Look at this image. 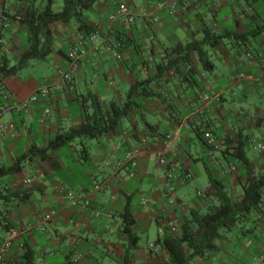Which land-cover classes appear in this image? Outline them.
<instances>
[{
    "label": "crops",
    "instance_id": "crops-1",
    "mask_svg": "<svg viewBox=\"0 0 264 264\" xmlns=\"http://www.w3.org/2000/svg\"><path fill=\"white\" fill-rule=\"evenodd\" d=\"M47 1L0 0V19L8 23L0 28V62L7 58L11 66L19 64L29 50L22 19ZM65 1L53 0L54 11L56 5V12L61 11ZM121 3L136 20L110 26L109 16ZM84 21L101 35L100 49L75 22L51 24L49 56L30 60L0 86V124L17 133L0 134V171L27 157L20 173L0 177V248L11 239L5 264H27L29 257L34 264H125L127 252L129 264H166L169 255L157 240L179 236L192 211L202 213L213 204L210 173L239 200L249 170L264 172V153L252 144L264 131V0H180L164 7L160 0H100L85 12ZM204 29L228 35L214 48L204 46L214 65L211 71L204 69L197 52H174L179 45L201 41ZM75 45L85 54L72 87L53 88L48 98L21 111H1L56 85ZM249 53L251 64L245 57ZM240 73L247 77L240 80ZM142 81L147 84L131 98L137 106L114 130L48 149L59 132L81 126L113 102L124 103L130 88ZM47 108L51 116L41 123ZM206 131L223 143L217 154L220 166L210 159ZM169 135L174 139L168 146ZM241 139L251 149L248 166L232 154ZM82 145L88 148V160L82 158ZM128 151L137 153L135 167L123 163ZM162 157L168 166L160 164ZM169 169L179 179L173 193L168 191ZM186 175L192 178L185 180ZM95 182L98 191H93ZM193 182L206 187L195 191ZM92 191L86 206L77 195ZM15 193L27 195L15 200ZM48 214L52 218L44 221ZM126 215L133 221L129 226ZM169 224L176 226V234ZM242 225L247 228L223 230L216 249L190 264H253L264 253V200ZM133 238L136 247L129 251ZM151 245L160 253H153Z\"/></svg>",
    "mask_w": 264,
    "mask_h": 264
},
{
    "label": "trees",
    "instance_id": "trees-1",
    "mask_svg": "<svg viewBox=\"0 0 264 264\" xmlns=\"http://www.w3.org/2000/svg\"><path fill=\"white\" fill-rule=\"evenodd\" d=\"M100 0H67L61 11H54L53 0H48L47 4L34 10H28L26 16L22 19L23 24L28 28L29 34L27 42L29 50L23 54L20 62L16 66H11L7 58L0 62V86L10 77L15 76L30 60L46 59L52 51V34L49 26L54 23L75 22L79 26V31L84 30L86 34L92 35L94 32L85 23V12L90 10L94 4ZM93 32V33H92ZM92 33V34H91ZM235 36V35H234ZM240 38L241 36H235ZM228 35H216L208 29H204V38L198 42H191L186 45H179L174 52H197L205 70L211 71L214 68L210 61L208 51L204 46L214 48L222 43ZM243 38L247 39L243 36ZM186 58V55H185ZM147 81H142L133 85L128 92V99L124 103L113 102L106 111L93 114L88 117L86 122L77 128L69 131L59 132L54 140L49 143L48 149H56L63 145L73 143L77 139H96L100 135L110 132L126 117L130 110L137 106L131 101L134 94L144 88ZM234 158L243 165H249V158L246 155V143L242 140L233 149ZM44 151H40L43 153ZM83 160L90 158L88 148L81 147ZM34 155L35 152H32ZM26 156L6 169H1L0 177L7 174L20 173L23 170V162ZM249 176L243 185L242 197L239 200L233 199L226 191V188L219 178L210 173L209 182L212 188V196L219 202L218 206H208V212L202 214L198 211H192L190 219L185 220L181 227L179 236H164L157 240L162 248L168 253L169 260L166 264H190V261L197 257H202L206 253L216 249V240L222 237V230L229 229L239 225L250 212L260 210L264 200V172L257 174L252 170L248 172ZM27 194L15 193L13 199L23 200ZM126 226L133 222L130 215L124 217ZM136 239H132L129 251L136 247ZM132 255L127 252L125 264H129ZM27 264H34L33 258L29 257Z\"/></svg>",
    "mask_w": 264,
    "mask_h": 264
},
{
    "label": "built area",
    "instance_id": "built-area-1",
    "mask_svg": "<svg viewBox=\"0 0 264 264\" xmlns=\"http://www.w3.org/2000/svg\"><path fill=\"white\" fill-rule=\"evenodd\" d=\"M172 2L173 5L177 4L180 0H160V7H164L167 5L168 2ZM136 20V14L129 8V6L126 3H121L116 11L111 14L109 16V24L110 26H113L115 24L118 23H126V24H133ZM8 27V23L5 21V19L1 18L0 19V28H6ZM90 43L93 45V47L95 49H100V45L102 42V38L101 35L96 31L94 32L89 39ZM85 54V51L83 49H80L78 45L73 46L70 51H69V67L66 70H61L59 72V82L54 85L52 88L51 87H44V88H40L37 91H35L27 101L25 102H21V103H15L12 106H4L1 108V111L4 113H10L13 110H18L21 111L22 109H26L28 108L31 104L36 103L40 98H48L51 95V91L53 88H58V87H62L64 86H71L74 84V78L75 75L77 73V69H78V64L80 61V58L83 57V55ZM114 58L116 60H121V55L118 54H114L113 55ZM246 59L248 60V63L251 64L254 61V56L252 54H246L245 55ZM264 67V65H263ZM247 77V75L245 73H240L239 74V79L243 80ZM206 100L208 99L207 96L204 97ZM51 116V109L47 108L44 113L43 116L41 118V123H44L49 117ZM6 132H10L11 135L16 136V131L14 129L13 126L9 125V126H5L3 124H0V134L1 133H6ZM168 140L170 141V143L168 144L171 145L173 142L174 137H172L171 135H169ZM203 139L206 143V146L208 147L209 150V156L211 161H213V163L217 166H220V162L217 158V154L223 151V143L222 141H220L219 139H216L215 136L212 134V132L210 131H206L203 133ZM253 145L256 151H258L259 153H264V131L263 133L259 136L254 138L253 140ZM136 157H137V153L135 151H128L125 158H124V162H129L133 165V167H135L137 165V161H136ZM160 164L163 166H168V162L167 160L162 157L160 159ZM121 165V163H120ZM171 170V169H169ZM232 170H234V168H232ZM174 170H171L172 173H168L167 177L168 180L170 181V186L168 188L169 193H173L174 192V184L179 180L173 173ZM192 175H186L184 176V179H191ZM34 179H28L27 180V184L31 185L33 184ZM100 184L98 183H94V187H93V191H98L100 189ZM93 191L90 193H82V194H78V198L79 199H84L85 200V204L86 206H88L90 204V200H89V196H91L93 194ZM200 196H202L199 193ZM142 204H146L145 201H142ZM52 218V215H46L44 218V221H49ZM43 221V222H44ZM44 225H42V223L40 224V227L43 228ZM169 230L173 233L176 234L178 232V229L176 228V226H174L173 224H169ZM13 235L17 234V232H13ZM11 246V239L5 240L1 243V248H0V264H5V255L7 250L10 248ZM151 249L153 251V253L155 254H159L160 253V248L157 247L156 245H151ZM141 264H165V263H157V262H153V261H146L143 262ZM253 264H264V253L258 257H256L253 261Z\"/></svg>",
    "mask_w": 264,
    "mask_h": 264
},
{
    "label": "rangeland",
    "instance_id": "rangeland-1",
    "mask_svg": "<svg viewBox=\"0 0 264 264\" xmlns=\"http://www.w3.org/2000/svg\"><path fill=\"white\" fill-rule=\"evenodd\" d=\"M55 10L57 11L58 10V7H57V5L55 6ZM254 140V139H253ZM253 142V141H252ZM253 144V143H252ZM82 147V146H81ZM81 147H80V149H81ZM255 149V148H254ZM250 152H251V149H250V147L249 146H247L246 147V153H247V155L248 156H250ZM191 186H192V188L196 191V189H201V190H204L205 189V184L203 183L202 185H200V186H198V185H196L194 182L193 183H191ZM240 192H241V194L243 193V191H242V189H240ZM201 195H202V193H200ZM211 206H218L219 205V202L217 201V200H213V204H210ZM208 212V208H207V210H203V212H202V214H206ZM239 227H240V229H242V228H244V229H246L247 227L246 226H243L242 225V222L239 224ZM250 226H248V228H249ZM222 232H223V230H222ZM226 234H228V232H226ZM260 256V255H259ZM252 263H253V261H252Z\"/></svg>",
    "mask_w": 264,
    "mask_h": 264
}]
</instances>
